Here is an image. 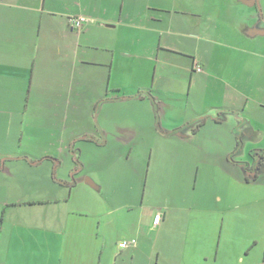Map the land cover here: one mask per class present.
I'll return each instance as SVG.
<instances>
[{
	"label": "crops",
	"instance_id": "0c3cea01",
	"mask_svg": "<svg viewBox=\"0 0 264 264\" xmlns=\"http://www.w3.org/2000/svg\"><path fill=\"white\" fill-rule=\"evenodd\" d=\"M196 1L0 0V106L10 111L26 95L27 115L58 126L63 144L70 126L80 130L70 134L67 152L63 146L58 155L15 156L8 152L11 133L1 131L11 122L0 119V264H136L142 255L147 264H219L223 236L217 220L224 221L225 205L230 212L239 207L228 200L234 192L223 203L219 192L209 202L203 190L197 200L189 191L210 170L217 175L216 161L209 164L210 140L223 151L225 184L259 180L264 166L252 176L247 169L254 153L264 159V104L219 110L210 122L216 128L232 122L231 135L210 136L208 120L199 129L194 121L189 127L161 125L158 95L148 90L166 61L162 52L189 60L191 69L181 70L190 71L193 81L195 64H202L180 50V41H208L210 15L240 13L227 22L238 20L250 40L242 14L257 27L264 12L252 5L256 0ZM74 17L90 23L74 30ZM78 141L110 151L86 154ZM244 152L252 163L235 158ZM84 155L93 157L84 162ZM145 156L146 173L133 162ZM122 157L126 167L114 170ZM44 166L41 178L34 176ZM88 166L92 170L85 172ZM140 175L145 180L135 184ZM155 191L168 197L157 200ZM210 221L214 229L208 232ZM132 240L135 245L120 247Z\"/></svg>",
	"mask_w": 264,
	"mask_h": 264
},
{
	"label": "rangeland",
	"instance_id": "374dc122",
	"mask_svg": "<svg viewBox=\"0 0 264 264\" xmlns=\"http://www.w3.org/2000/svg\"><path fill=\"white\" fill-rule=\"evenodd\" d=\"M192 1L197 2L196 0ZM223 1L228 2L229 0ZM243 4L241 6L245 5ZM255 4L256 6H261L264 12V0L252 2V5L255 6ZM246 5L251 6L249 4ZM242 8H240L241 11ZM239 16L240 13L233 15H210L212 20L209 23L208 41L202 40L199 42L200 39L195 42H189L186 39L180 41L182 43V49L180 48V50H187L188 54L197 56V60L202 64L201 66L199 65L202 68L201 72H197L194 69L193 81H191L190 71L187 74V71L181 70V68L188 67L189 60L178 56L180 54L175 51L162 52L160 54L161 59H166L164 63L167 65V70L162 67L164 63L159 64L160 71L157 83L153 87L154 89L152 88L148 91L153 95H158L157 101L161 107L158 120L161 121V125L163 123L166 128L183 127L206 115L209 121L206 130L207 135L215 136L218 133L228 137L232 132V122H227L221 128H216L215 124H211L212 122H210V119L217 118L219 110H224L225 108L241 110L247 102L251 109L254 105L258 106V103L264 104V33H262L264 32V22L263 25L253 27L248 19L249 14H242L243 19L246 21L242 19L241 24H247L246 28L242 27V29H247V36L250 35L252 38L249 40L238 29L240 25L238 20L233 19L232 22H227L228 19L230 20ZM188 68L191 69V67ZM183 76H185V79H183ZM183 81L186 82L184 85L181 84ZM25 96L23 95L20 99L23 102L20 104L22 106H16L14 109L11 108L10 111L0 106V119L2 121L6 119V122H11H9L10 126L8 128L4 126L1 128L2 133L5 130L9 135L11 133L12 146L8 149V152L15 156L28 154L30 158H37L44 153L58 155L63 146L64 151L66 150L67 152L70 134L79 135L77 133L80 130L70 126L72 129L67 130L65 142L64 144L61 143V138L59 140L56 137V134H59L61 131L58 126H46L47 123L42 117L37 119L30 111L27 115L24 104ZM2 102H4V99ZM144 105L149 106V102H146ZM82 112L84 113L85 111ZM56 113H59V111H56ZM153 115H155L154 112ZM153 115L152 117L154 118ZM222 118H227L228 120L230 116L222 115ZM246 118L248 119V117ZM36 119L38 123L34 124ZM146 120L148 119L146 118ZM76 144L83 152L88 150V152L108 155L110 151L98 150L92 143H85L83 141H78ZM208 144L211 152L209 164L211 165L212 160L216 161L218 165L216 167L218 170L217 175L213 177L214 171L210 170L206 178L204 175L201 176L197 190L189 192L194 195V200H197V197H199L203 190V194L208 195L209 202L219 192L223 196L224 203L227 200L228 191H233L235 198L228 200L239 206L233 212H230L227 211L228 206L225 205V211H223L225 216L224 221L223 218L217 220L218 230H220L218 231V237L223 236L219 264H264V174H260L257 182L251 180L254 182L247 184L245 181H242L239 185L236 184L229 187L223 181L227 179L226 172H223V162L225 161V158L222 156L223 151L219 150L217 144L212 140ZM85 153L88 154L87 151ZM63 154L65 153L63 152ZM92 157L93 155L90 157L84 155L82 160L87 162ZM235 158L252 163L251 157L247 152H244L242 157L237 155ZM27 160L29 159L27 158ZM149 161V158L146 156L143 159H140V157L138 160L133 159V162H136L135 166L141 167V171L144 169L145 173L149 167ZM126 162L125 157H122L118 162H115L118 165L114 164V170L119 169ZM125 167L123 166L122 168ZM43 168L37 169L34 173H38V175L34 176L41 178L42 172H45L47 169L46 167ZM91 170V167L88 166L85 172H90ZM254 172H258V165H256ZM113 180L110 179V181ZM144 180L145 178L141 175L135 176L134 183L137 184L139 182L140 185ZM193 182L192 177L190 181L191 188L194 186ZM153 196H155V199L157 198V200L163 202L168 197V192L155 191ZM235 205H233V208H235ZM208 224L209 232L214 228L212 229L213 225L211 221ZM140 259L143 260L136 264H147V260H144V255Z\"/></svg>",
	"mask_w": 264,
	"mask_h": 264
},
{
	"label": "built area",
	"instance_id": "2783aa9c",
	"mask_svg": "<svg viewBox=\"0 0 264 264\" xmlns=\"http://www.w3.org/2000/svg\"><path fill=\"white\" fill-rule=\"evenodd\" d=\"M70 22L74 30L81 31L86 24L90 23V20L86 17H74L70 20ZM194 69L197 72L202 71V68L197 63L195 64ZM161 219H162V216L160 214L156 215L155 220H154L155 225H158ZM135 244H136V241L132 240L131 242L122 243L120 247L122 249H126L130 245H135Z\"/></svg>",
	"mask_w": 264,
	"mask_h": 264
},
{
	"label": "trees",
	"instance_id": "16d2710c",
	"mask_svg": "<svg viewBox=\"0 0 264 264\" xmlns=\"http://www.w3.org/2000/svg\"><path fill=\"white\" fill-rule=\"evenodd\" d=\"M207 120H208L207 116L202 117L199 120L195 121L192 125H196L197 129H199V128H202L206 124ZM216 120L219 121L220 119L218 118ZM258 156H259L258 153H254L253 158L257 160ZM46 160H52V159L46 158Z\"/></svg>",
	"mask_w": 264,
	"mask_h": 264
},
{
	"label": "flooded vegetation",
	"instance_id": "af4514ba",
	"mask_svg": "<svg viewBox=\"0 0 264 264\" xmlns=\"http://www.w3.org/2000/svg\"><path fill=\"white\" fill-rule=\"evenodd\" d=\"M261 17V19L263 18L262 17V15L260 16ZM263 20V19H262ZM262 158V157H261ZM253 164H254V166L251 168V170L248 168L247 169V172H249L250 173V176H252L253 174H255V168H256V165H258V172L257 173H259V171L262 169V167L264 166V159L263 160H255L254 159V161H253Z\"/></svg>",
	"mask_w": 264,
	"mask_h": 264
},
{
	"label": "water",
	"instance_id": "95a60500",
	"mask_svg": "<svg viewBox=\"0 0 264 264\" xmlns=\"http://www.w3.org/2000/svg\"><path fill=\"white\" fill-rule=\"evenodd\" d=\"M88 185H90V186H92L93 185V183H92V181H89V182H86Z\"/></svg>",
	"mask_w": 264,
	"mask_h": 264
}]
</instances>
